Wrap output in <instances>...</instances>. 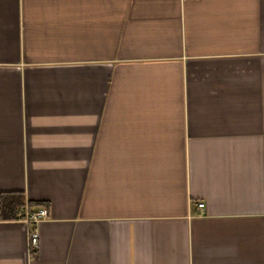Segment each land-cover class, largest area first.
<instances>
[{
    "label": "crops",
    "instance_id": "1",
    "mask_svg": "<svg viewBox=\"0 0 264 264\" xmlns=\"http://www.w3.org/2000/svg\"><path fill=\"white\" fill-rule=\"evenodd\" d=\"M11 192L0 264H264V0H0Z\"/></svg>",
    "mask_w": 264,
    "mask_h": 264
},
{
    "label": "trees",
    "instance_id": "2",
    "mask_svg": "<svg viewBox=\"0 0 264 264\" xmlns=\"http://www.w3.org/2000/svg\"><path fill=\"white\" fill-rule=\"evenodd\" d=\"M45 206L44 202L25 201L20 192L0 194V213L4 219H21L26 210L35 212Z\"/></svg>",
    "mask_w": 264,
    "mask_h": 264
},
{
    "label": "built area",
    "instance_id": "3",
    "mask_svg": "<svg viewBox=\"0 0 264 264\" xmlns=\"http://www.w3.org/2000/svg\"><path fill=\"white\" fill-rule=\"evenodd\" d=\"M196 205L199 209H202L204 207L203 202H197ZM24 213L25 216L21 218V220H24L31 226L30 246L31 248H33V250H35L36 247L38 246V233L36 231L35 226L40 220H44L48 217V210L45 206V207H41L35 212H29L28 210H26Z\"/></svg>",
    "mask_w": 264,
    "mask_h": 264
}]
</instances>
